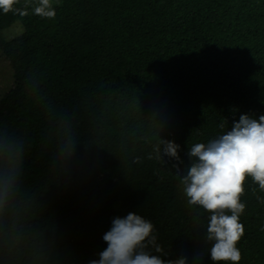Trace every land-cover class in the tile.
I'll list each match as a JSON object with an SVG mask.
<instances>
[{"label":"trees","instance_id":"trees-1","mask_svg":"<svg viewBox=\"0 0 264 264\" xmlns=\"http://www.w3.org/2000/svg\"><path fill=\"white\" fill-rule=\"evenodd\" d=\"M38 2L0 9L12 71L0 136L24 150L0 209V264H89L129 213L152 222L162 259L232 264L196 259L210 213L189 206L180 178L193 144L264 115V0H59L54 19L34 13ZM14 23L21 33L4 39ZM162 139L180 161L157 159ZM244 189L238 264H264V191L250 177Z\"/></svg>","mask_w":264,"mask_h":264},{"label":"clouds","instance_id":"clouds-1","mask_svg":"<svg viewBox=\"0 0 264 264\" xmlns=\"http://www.w3.org/2000/svg\"><path fill=\"white\" fill-rule=\"evenodd\" d=\"M17 0H0V9L5 13L13 10ZM21 15L26 11L17 9ZM38 16L54 19L55 8L51 0H39L33 9ZM161 150L155 148L157 159L163 156L180 161V145L162 139ZM76 143L69 135L60 147V155L71 159L75 155ZM190 162L186 174L180 178L183 193L189 206H197L210 213L206 226L205 242L210 245L198 253H205L213 262L238 264L241 252L237 247L244 235L240 216L246 205L241 202L244 184L250 177L264 191V115L253 118L242 114L234 121L231 130L208 141L193 144L187 153ZM24 150L22 145L0 136V209L7 206L16 195L20 183ZM151 159V157H149ZM154 225L142 216L129 213L126 217H115L103 240L107 247L98 260L89 264H189L188 257L162 259V247L157 243ZM166 255V254H165Z\"/></svg>","mask_w":264,"mask_h":264},{"label":"rangeland","instance_id":"rangeland-1","mask_svg":"<svg viewBox=\"0 0 264 264\" xmlns=\"http://www.w3.org/2000/svg\"><path fill=\"white\" fill-rule=\"evenodd\" d=\"M52 4H58L59 0H51ZM22 31L19 23H14L10 27L1 31V36L4 39H10L18 36ZM12 71L7 64V61L2 55H0V97L10 88L12 85Z\"/></svg>","mask_w":264,"mask_h":264}]
</instances>
